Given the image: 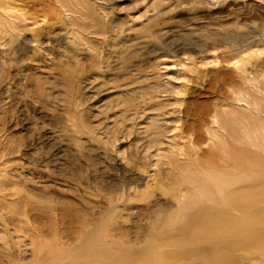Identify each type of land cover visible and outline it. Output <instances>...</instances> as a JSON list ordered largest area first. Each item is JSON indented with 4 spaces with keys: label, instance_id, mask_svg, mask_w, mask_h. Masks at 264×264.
Returning <instances> with one entry per match:
<instances>
[{
    "label": "rangeland",
    "instance_id": "obj_1",
    "mask_svg": "<svg viewBox=\"0 0 264 264\" xmlns=\"http://www.w3.org/2000/svg\"><path fill=\"white\" fill-rule=\"evenodd\" d=\"M0 7V152L19 192L0 201L23 231L32 198L35 243L14 262L31 251L78 262L89 232H140L184 195L172 177L207 178L197 164L234 149L264 165V0Z\"/></svg>",
    "mask_w": 264,
    "mask_h": 264
},
{
    "label": "bare ground",
    "instance_id": "obj_2",
    "mask_svg": "<svg viewBox=\"0 0 264 264\" xmlns=\"http://www.w3.org/2000/svg\"><path fill=\"white\" fill-rule=\"evenodd\" d=\"M233 151L218 162L196 163L210 170L211 179L197 172L186 173L189 181L172 177V184L184 195L173 193L176 205H157L140 232L130 235L131 229H117L107 240L94 230L84 248L77 250L81 256L78 262L69 260L66 253L46 252L36 257L31 251L35 262L32 257L33 261L24 259V264H264V165L256 164V154L247 149ZM206 153L214 155L216 151L211 148ZM8 155L0 152V200L19 194L13 193L11 181L4 179ZM26 198L23 231L14 223L9 228L3 213L13 222L16 219L0 201V230L5 234L0 264H20L13 261L21 255L20 244L24 242L25 253L35 246L32 198Z\"/></svg>",
    "mask_w": 264,
    "mask_h": 264
}]
</instances>
